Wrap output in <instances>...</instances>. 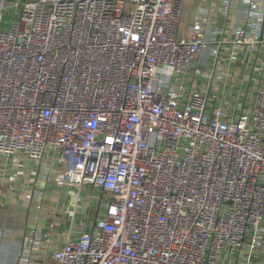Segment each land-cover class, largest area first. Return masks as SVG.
I'll use <instances>...</instances> for the list:
<instances>
[{
    "label": "built area",
    "instance_id": "built-area-1",
    "mask_svg": "<svg viewBox=\"0 0 264 264\" xmlns=\"http://www.w3.org/2000/svg\"><path fill=\"white\" fill-rule=\"evenodd\" d=\"M183 6L0 0V157L49 158L71 198L41 232L22 196L17 264H264V0L228 39L215 6L180 34Z\"/></svg>",
    "mask_w": 264,
    "mask_h": 264
},
{
    "label": "crops",
    "instance_id": "crops-1",
    "mask_svg": "<svg viewBox=\"0 0 264 264\" xmlns=\"http://www.w3.org/2000/svg\"><path fill=\"white\" fill-rule=\"evenodd\" d=\"M240 1L184 0L183 15L179 27L180 34L186 33L190 24V13L196 7L199 5L204 8L215 6L216 16L213 22L219 28L226 27L221 36L228 39L230 37L229 24H236V8ZM224 3L227 5V12L222 14V4ZM51 164V160L45 157L41 162V168H39L21 153L11 157H0V264H17L27 233L35 227L33 224V217L36 214L34 205L40 204V202L33 196V204L27 209L22 202L24 194L34 192L43 195L41 201L42 213L38 224V229L41 232H47L48 225L51 222V219L46 215L47 213H50L57 206L68 208L71 198L67 188L58 187L46 181V173L42 169L43 165L50 168V174L59 172ZM68 215L56 216L54 225L60 230L66 227L69 224ZM81 217L82 214L78 213V218L81 219Z\"/></svg>",
    "mask_w": 264,
    "mask_h": 264
},
{
    "label": "rangeland",
    "instance_id": "rangeland-1",
    "mask_svg": "<svg viewBox=\"0 0 264 264\" xmlns=\"http://www.w3.org/2000/svg\"><path fill=\"white\" fill-rule=\"evenodd\" d=\"M211 93H212V90L210 91ZM234 95H232V96H229V97H227V100H234ZM240 100H242V98L240 99ZM90 214L92 215V216H94V214H95V209H91L90 210Z\"/></svg>",
    "mask_w": 264,
    "mask_h": 264
}]
</instances>
